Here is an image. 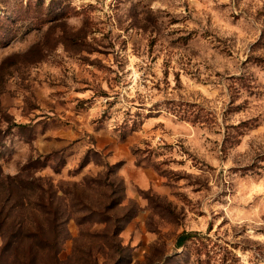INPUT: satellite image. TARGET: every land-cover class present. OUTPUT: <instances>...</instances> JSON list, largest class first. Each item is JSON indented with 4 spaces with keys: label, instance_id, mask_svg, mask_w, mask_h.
Instances as JSON below:
<instances>
[{
    "label": "rangeland",
    "instance_id": "rangeland-1",
    "mask_svg": "<svg viewBox=\"0 0 264 264\" xmlns=\"http://www.w3.org/2000/svg\"><path fill=\"white\" fill-rule=\"evenodd\" d=\"M46 181L37 264H264V0H0V264Z\"/></svg>",
    "mask_w": 264,
    "mask_h": 264
},
{
    "label": "trees",
    "instance_id": "trees-1",
    "mask_svg": "<svg viewBox=\"0 0 264 264\" xmlns=\"http://www.w3.org/2000/svg\"><path fill=\"white\" fill-rule=\"evenodd\" d=\"M36 180L31 178L28 179L27 185L31 188ZM22 184L20 181V173H17L13 176H11V199L13 197L18 198V186ZM45 188H41L42 193L38 195V200L40 201L41 206L45 207L44 210V219L46 220V223H48L49 229H51V232L43 233L38 229L37 232L28 234V249L24 252V254H21V257H18V264H37L40 258V255L34 252L35 248H39L40 250H47L45 253H42L43 255H47L49 259L54 263L56 261V253H57V240L59 237V233L57 232V226L59 224V218L57 207L54 206V199L56 192L53 194L54 186L52 182L46 181ZM55 190V189H54ZM22 232L16 233L15 229L11 226V244L15 241L20 242L22 237L20 238V234ZM188 237V234H185V237H180L179 240L183 241L186 240ZM12 256L15 257V248L11 249ZM49 260V261H50ZM12 264V262H11Z\"/></svg>",
    "mask_w": 264,
    "mask_h": 264
}]
</instances>
